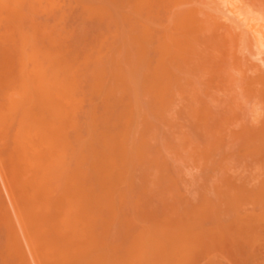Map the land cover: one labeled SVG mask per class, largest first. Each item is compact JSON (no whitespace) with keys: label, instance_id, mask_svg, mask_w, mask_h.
Listing matches in <instances>:
<instances>
[{"label":"bare ground","instance_id":"6f19581e","mask_svg":"<svg viewBox=\"0 0 264 264\" xmlns=\"http://www.w3.org/2000/svg\"><path fill=\"white\" fill-rule=\"evenodd\" d=\"M164 1L165 0H0V146H1L0 156L2 155L3 156L2 158H5L8 164L14 167L12 169V171L14 172H11L12 180L14 178V181H12L14 183L13 190L15 188L16 195L21 203L19 207L21 219L23 222V226L25 227L24 229L28 232L29 237H31L33 240L32 245L35 247V251H37V255H38L36 256V259L37 257H39V261H40L39 263L41 264H197L199 260L196 261V256L198 253H202L199 252L202 250L205 251L204 252L205 254H202L204 255L203 257H205V261H206V263L204 264H215L214 261L215 258L213 257L216 256H213L214 254L213 247L219 244V241L222 240L220 238L221 235L219 236V233L221 231H218V229L220 228L218 226L219 224L217 223L218 221H216V223L218 224L217 225L215 221L211 220L214 219L213 217L210 219L208 218V221L211 220L213 224L215 223L217 225V227L214 224L213 227L208 226L207 229L205 226H204L205 228L202 227L204 224L202 225V221H200L203 220L204 218L199 220L202 211L204 210L206 214L208 212V209L209 208L211 209V207L213 206V201H210L211 200L210 198H208V200L204 198L205 200L204 201L202 196L201 199L205 202L204 203L203 201H201L202 205H199L200 203L197 205L195 202H192V200L191 203L189 201L188 202L186 201L188 203V207L184 206L186 207L185 208L186 211L184 213L185 215L183 214L184 215L183 217L180 215L179 216L176 215L172 219L171 218L169 219L168 217H170V214L172 216L173 214L175 215L177 213L172 212L173 214L170 213L168 215L166 212L168 210H165L164 215L166 217H164L163 215L164 217L163 220H160L161 219L160 217L158 220H154L155 222L160 221L159 224L157 225L148 226L146 223L142 222L139 218L142 216L141 215L142 213L147 214L149 208L151 207L152 209L153 207L151 206L153 203L152 202L150 206H149L150 203L149 204L147 203L148 206L145 208L146 199L149 196H150V198H148L149 201L152 198H155V196L153 197V195L150 193L151 190H149V188L152 189L151 184L155 183V185H157L159 182V180H157L158 178H155L156 182L158 181L157 183L155 182L154 177H153L154 180L152 179L153 173L151 171L153 169L156 172V170H159L160 166L161 167L164 166V162H161L163 158H161L158 154L157 155L159 156V158H161L160 159L161 161L155 159L154 156L151 155L149 156V154L147 155L146 150L143 151L146 148L145 147L146 144L149 143L150 141L149 138L151 137L150 136L148 138L149 141L146 140L145 134L146 135L147 134L150 135V134L146 132L145 129H148L147 131H151L152 130L151 126L155 124L151 122L152 120L151 119L150 120L151 126H148L150 124L148 123L149 121L147 117H150L151 113L152 114L154 113L150 111V114L148 115L149 109L142 108L145 105L143 106L140 104V101L143 100L142 98L143 96L141 95L144 96L147 95V97L153 96L154 98H157L158 106L157 105L156 106L159 108L155 106L156 103L154 104V106L156 107L155 110L158 111V109H160L161 106L163 105L167 106L165 105V103L164 104L162 103L163 105H161V101L163 97L168 94V92L170 93L169 90H172L169 89V86L171 85L173 86L174 84V86L176 85L178 87L179 85H181L182 87L181 80L182 78L184 79L186 77L185 75V77L181 78L180 76L182 75L176 74V72L178 71L177 69L180 70V67L177 68L176 67L177 64L174 63L175 61L174 58L177 56L175 57L173 56L174 58H172L170 54L172 49V45L170 43L173 42L169 37L165 39L166 41L165 42L164 40L161 41V39L165 38V36H163L162 38L163 33L161 35L157 34V36H161V38L159 37L160 38L159 40H156L157 43H154L155 41L154 40L153 44L155 45H152L151 38L149 43L148 39L150 36H146V35H149L148 34L150 33L149 30L152 29L151 28L152 25L156 24L158 20L154 22V24H152L150 28H148L149 29L148 33L147 31H145L144 33V29L146 28L145 30H147L148 27L146 25L143 31H141L144 20L142 22L141 21L142 18H139V15L141 14L140 12H142V8L144 7L146 9L147 8L150 9L153 8L154 6H159V5L161 6V3L163 5L165 4ZM192 1L189 2L191 3ZM201 1H203L202 3L204 4L207 0H205V2L204 0H197V2L199 3H201ZM225 1L227 2V0ZM236 1L237 0L235 1L233 0V2ZM246 1H248L247 2L248 5L250 4L253 7H257L258 13L260 11H262L260 12V14L264 13V0H246ZM196 7L195 8L192 7L187 10L185 9L186 11L183 10L184 12L174 11L176 13L175 14L176 17L174 15L173 19H171L173 21V24L172 22L170 24H172L173 27H175L174 22L176 20H174V18L175 19L177 18V19H181V21H183L182 23L185 22V25H188V27L190 24H192L193 26L190 28L193 30V28L195 27L194 32L198 31V29L196 28L200 29V27L198 25H197L198 27L195 26L193 20L194 18H196V15H199V13L202 14V12L204 11H200V8H198V6ZM156 8L157 7H155V9ZM182 8L183 7H181V9ZM207 8H209V6ZM251 9L250 12L248 11L246 16L251 17L250 15L253 14L251 13ZM210 11L209 13L214 14L213 12ZM168 13L170 14V12ZM209 13L207 14L206 21L204 20L206 18L205 13L203 15L205 16L203 21H205L206 24L204 23L205 24L204 27L202 25L201 28H203L206 31L204 34H208V32L215 30V26H214L215 23L218 22L217 24H219V21L215 20L217 15L215 17V15H211ZM238 13L239 12H237L236 14L238 15ZM119 14L122 18H124V20H126L127 25L124 23L123 27H120V25L123 24L121 23L123 21L120 22L121 24L119 23V19H121L119 18L120 17ZM166 14L167 13H165V15ZM137 17L139 18L140 23H138L139 21L137 20L138 19ZM147 19L150 18L148 17ZM244 19L250 25V28L251 26L256 27L254 25H256L255 23L257 21L253 25H251L252 22H254L255 20L254 18L245 17ZM261 20L262 22H264V19L261 18ZM95 21H97V25L94 26L93 23ZM214 21L215 23H213ZM141 23H142V27L140 28ZM148 24L150 25V23ZM166 26L169 25H165V27ZM205 27L211 31L206 30ZM155 29L153 30L155 31ZM203 29L202 31H204ZM157 31H160V29L158 30L157 28ZM166 31H168L167 28ZM215 31H218V29L216 28ZM253 31H255V28ZM232 32L230 33L233 34ZM202 33L198 34L197 32L196 37H199ZM221 33L222 32L217 33L218 36L211 34L214 35L212 39L214 38L217 39L219 37L216 41L220 40L221 35L219 34ZM228 33L226 35L227 38L228 35L230 36V34ZM247 33L249 34V32ZM247 33H245L244 35H246ZM254 33L251 35L254 36ZM258 33L262 34L261 31H259ZM261 34L260 37H262ZM201 37L203 38V36ZM201 37H199V39H201ZM233 37H235V41H236L240 36L233 35L232 38ZM248 37L246 39H249ZM169 39L171 40V42L169 41ZM254 39H256L255 36ZM254 39H252L251 41H253ZM182 41L180 43H176L177 41H175L174 44L176 43V45L180 46L183 43ZM224 41L222 43H220L219 41L220 45L224 46L225 45ZM239 42L241 44V41ZM256 42L261 43L264 42V40L258 42V40L256 39ZM244 43L246 42L244 41ZM253 43L254 45H256L255 42ZM249 44L251 43L249 42ZM243 46L245 47L244 44ZM235 49L237 50V47H235ZM196 50L197 48L195 49V51ZM225 50L227 51V49ZM208 54L209 52L207 53V56ZM227 54H228L227 58L230 54H232L233 56V57L231 56L232 57L231 60L233 59V61L232 62L230 61L231 63H229V65L232 66L233 63L236 62L235 59L238 60L239 57H236L234 59L233 53L230 54L227 53ZM183 60L181 59V61ZM178 61L180 62L179 59ZM262 61H264V59H262ZM192 62L194 63V60H192ZM200 62L201 61H199V63ZM182 64L183 62H181V65ZM214 64H215V60H214ZM199 65L201 64H198V66ZM236 65L233 66V69L234 67H236ZM240 65H241L240 69H238L239 67L237 65V68H235L234 70L237 71L241 70L243 65L242 64ZM254 65L255 64H253V66ZM245 68L251 69L252 67L246 66ZM256 68L257 66H255L253 69L255 70ZM250 69H248L249 72L250 71L254 72L253 69L252 70ZM257 70L259 71L260 68ZM185 71H186L185 74H187L188 72L190 74V71L192 70L188 71L187 69ZM185 71H183L182 69L181 71L182 74ZM253 72H251L250 74L251 76L248 75V77L244 76L247 75L248 73L242 75L243 73L239 72L241 73L242 77L244 76V80L246 81L249 80L248 83H250L251 85V88L249 84H248L249 88L247 87L248 89H250L249 91L250 96L245 91L246 94L248 95L247 98H251L250 106L248 104L249 111L250 110L251 111L249 112L248 110L245 109L246 111H248L249 113L248 114L243 109L245 111L244 115H246L245 118H243L244 117L243 115L238 116L239 118L242 117L243 119L242 120L237 119V121H240L239 122L240 124L238 123L239 127L237 131L232 133V135L231 133L229 134L236 142V147H237L235 153L236 155L234 158L237 164L236 165L237 173L235 174L237 176H235L234 179L236 182H234L235 184H233V186L230 183L228 184L229 186L231 185L230 191H229V186L227 185L228 188H226V185H223L224 183L221 185L225 188L220 186L219 185L220 183H218L219 187L213 185V187L215 186L213 189L214 191L211 190V185L214 182L211 185H209L210 187L206 186L207 182L206 185H202V186H206V190H202V192H205L209 189L208 193L211 190L210 193L219 192L220 196L223 193V191H224L223 193L224 196L225 194H227V192L229 194L231 192L234 193L231 197L232 200L231 204L234 207L232 205L231 206L234 209L236 215L235 216L233 214L236 217L235 218L236 220L234 221L236 224H235V229L233 230L234 231L233 234L235 235L234 244L236 248L235 251L237 253L236 255L237 258L239 259L238 262H240L241 264H246L245 262L250 260L254 254H257L259 247L260 248L261 246L264 247V245L261 244L262 241H264V238H261L262 241L259 238L262 237V233H264L262 232V229H260L262 226L259 227L260 231L258 232V233L262 232L260 234L261 236L259 234L258 235L256 234L258 231V229L256 230L257 226H260L262 222H264V219H262V222H260L261 224H258L259 223L258 221L261 220L258 219L260 218L258 215L259 204L260 206L261 205L264 206V204L261 203L264 202V200H262L264 198L261 197L262 195H264L262 194L264 193V185H262V183H264V178H261L262 181H259L260 176L264 175V73L262 72L258 73L257 71H255L256 73L252 75ZM235 73L233 72V74ZM249 76L250 77L253 76V77L247 80ZM219 77L222 76L219 75ZM245 77L247 78L245 79ZM187 78L190 80L189 77ZM239 79L241 78L239 77ZM195 81H197V79ZM189 85L191 86V84ZM184 87L180 88L179 90H182ZM185 91L187 93V90ZM238 91L241 92V90ZM181 92L182 91H180V93ZM170 96L171 95H168V97ZM175 96L177 97V95ZM182 96H183V92L181 94V97ZM205 96H207V94ZM140 98L142 100H140ZM166 98H164L165 102L167 100L170 102L169 98L167 100ZM238 98L240 97L238 96ZM171 99L173 100V98ZM189 99L191 100V98ZM179 101H181V99ZM159 103L161 106H159ZM242 105L245 106V104ZM151 106H153V104ZM230 107L232 108L231 105ZM150 108L151 110L153 109L152 107ZM213 110L215 112V109ZM233 110L230 109V111ZM198 112L200 111H197V113ZM233 112L231 114H233ZM144 113L146 116L144 115ZM165 113L167 112L165 111ZM176 113L179 114L178 112ZM189 113H191V111ZM171 114L173 113L171 112ZM203 114L205 115L206 113L203 112ZM209 114L210 116H212L211 113ZM234 114L238 115L237 112ZM162 115H164V113ZM162 115L160 116V118L162 117ZM198 115L201 114L198 113ZM198 115L195 114V116L197 117ZM167 116H169L168 113ZM178 116H180V114ZM235 116L234 119H236ZM197 117H195L196 118L195 120L199 119ZM202 118H205V116H203ZM157 119L159 118L158 117L156 118V125L158 121ZM234 119L233 120L231 119V121H234ZM213 122L215 121L213 120ZM222 123L223 122H221V124ZM184 124L186 123L184 122ZM191 124L192 123H190V125ZM221 124L219 123V126H222ZM176 125L179 124L177 123ZM158 126H160V124ZM149 127L151 128V130ZM200 128L194 127L193 129H195L194 131L196 130L201 131L202 129ZM231 128L234 129L236 127L231 126ZM154 129L156 131V127ZM204 129H207L206 126ZM143 131H145V134L142 133ZM223 131H226V129ZM215 133L217 134V132ZM196 137L198 138L199 136L196 135ZM215 137L219 138V136L216 135ZM204 138L205 137H203L202 139ZM232 138L231 140L233 141ZM189 139L190 138L188 139L186 138L188 143L192 140V138L190 141H188ZM221 139H223V136ZM151 140H153V138H151ZM179 140L182 139L179 138ZM215 140L216 139H214V141ZM181 143L182 142H180V144ZM189 144L192 146L191 143ZM168 145L171 146V143H168ZM142 146H144L145 148L144 147L142 148ZM159 146L160 144L154 148H159ZM173 146L175 147L176 144ZM185 147L186 146H184V148ZM186 148L184 150H186ZM211 148H212V144H211ZM199 149L200 148L196 150ZM153 151L155 152L154 149ZM156 152H158V150ZM190 152L192 151H189L188 153ZM192 154H194V152ZM146 155L149 156V158L152 157L151 160L148 159ZM174 155L176 156V154ZM145 158H147L146 159L147 163L146 160L143 161V159ZM188 158H192V157L189 156L187 157V159ZM152 160L156 161L155 162L156 164L158 161V163H162L163 165L160 164L155 165V163H152L154 166L153 167L152 164H150L151 162H153ZM200 161L196 162L195 160L196 163ZM222 161L218 160V162H222ZM179 163L177 162L178 165ZM203 163L204 162H202V165L205 164ZM213 163L215 162H212V164ZM146 164L148 166L145 168ZM149 164L152 167H150ZM187 164H189L188 161ZM217 164L219 165L220 168L221 164L219 163ZM224 166L225 165H223V168ZM137 167L139 169V173L142 175V177L141 175H139L138 177H141L142 179L144 178V180L142 181V183L144 182L143 185L141 182H140L141 185H136V183H139L136 182L135 180L136 179L135 177H137V175H135V172L137 174L136 171ZM205 167L207 166L205 165ZM181 168L183 169V167ZM212 168H214V166H212ZM216 168L218 170L217 166ZM221 168L220 170H222ZM170 169L171 168L169 167V170L167 169V172L170 171ZM191 169H192L191 171H193V168ZM204 169L206 170V168ZM164 172L167 173L165 168H164ZM12 173H14V176ZM180 173H182V171ZM163 174L164 173H161L160 170L159 175L163 176L164 180L167 182L168 177L166 179L165 174L164 175ZM155 175H157L156 177H160L157 173ZM177 175L179 176L178 172ZM177 175H173V176L177 177ZM187 176L185 177L187 178ZM163 177H162V181H164ZM179 177H181V175ZM183 177L184 176H182V179ZM207 177H204L206 181L207 179H209ZM227 177L225 178L226 179L225 182H228ZM141 178L139 179L141 180ZM171 178L173 179V177ZM177 178H175V180ZM214 180H216V178ZM166 182H165V187L161 184L164 188H166V184H167ZM168 182L169 184L171 183L170 180H168ZM179 184L180 181H178L177 186H179ZM13 185L11 184V186ZM161 185L159 184L158 186L162 188ZM167 188H169V185ZM183 189H185V187ZM201 189L203 188L201 187ZM224 189H227V191H225ZM164 190L168 191V189H164ZM164 190L155 189L154 194L155 195L157 194L156 191L162 194L164 193L162 192ZM173 190L175 191V189ZM191 190L192 187L190 188V191ZM200 190L196 189V191H198L199 194H200ZM179 191L180 190L176 192L178 193ZM180 192L184 193L182 190ZM170 194L172 195L171 192ZM205 195L206 194H204V196ZM165 196L166 195H163V197ZM220 196L218 197L219 200L221 199ZM167 197L170 200H173L169 197L168 194ZM156 198L159 197L156 195ZM215 198L214 199L212 198L214 202L217 201L215 200ZM260 198L262 200L261 202H259ZM222 200L225 201L223 198ZM209 202H212L211 207H209ZM163 204L167 205L168 202ZM177 204H179L178 201L176 202V205ZM179 205H177L178 208L181 205H185V204L183 203L180 206ZM262 206L261 208H259L260 211L264 210L262 209ZM166 207H164V209ZM177 207H175L174 205V208ZM215 207H212V209ZM227 207L229 208V206ZM219 209L223 211L221 208ZM213 211L215 212V210ZM155 212L156 211H154V214H158ZM182 212L178 211V214L179 213L181 214ZM216 212L218 214V211ZM260 213L264 215V211H261ZM152 214L153 213H151V215ZM195 214L198 217L195 216ZM209 214L213 216L212 213ZM229 215L230 216L228 217V219L232 218L231 213ZM142 217H144V215ZM176 218H180V219L176 220ZM208 221H206V223ZM200 227L203 228L204 230H201ZM26 233H24V236ZM229 234H230V230H229ZM14 236L15 235H13L12 238L10 237V235H9L10 238L8 236L6 237L5 242H7L6 244H8L9 248L6 249L5 255L12 258L20 259V256H22L20 252L22 250L19 251L20 247L18 248L17 245L18 238L15 239L18 236H15V238ZM256 236H259L257 237L258 239H255ZM224 239L225 238H223V240ZM255 240L261 242L259 243L260 246L258 245V243L255 245V246H259L258 248L255 247L256 251L253 249L254 244L256 242ZM18 242H20V239ZM220 243L221 245L220 244L219 245L221 247L223 242L220 241ZM27 244L29 245V243ZM219 245H217L218 246L217 249L219 248ZM253 250L256 253L255 252L253 253ZM260 251L262 250L260 249ZM215 253L217 252L215 251ZM218 254L221 255V252ZM202 255L200 254V256ZM2 256H4V254L0 256V260L5 261V257ZM256 256L254 255L253 258ZM253 260L255 261L257 260V258ZM194 261L196 262L194 263ZM250 262L253 261L252 260L248 261L249 264H251ZM255 262L257 263L258 261Z\"/></svg>","mask_w":264,"mask_h":264},{"label":"rangeland","instance_id":"374dc122","mask_svg":"<svg viewBox=\"0 0 264 264\" xmlns=\"http://www.w3.org/2000/svg\"><path fill=\"white\" fill-rule=\"evenodd\" d=\"M184 1V2H183ZM165 0L164 1V5L161 3V6L159 5V4H157V5H159V6H154L153 8H142V12H140L141 14L139 15V18H142L141 19V21L143 22V20H144V22H143V27H142V23H141V26H140V28L142 27V29H141V31H143V29H144V27H145V25L146 26H148L147 27V30H145L144 29V33H145V31H147V33L150 31V33H151V35H150V33H148L149 35H146V36H150L149 37V43H150V38H151V41H152V45H155V44H153V41L155 40H159L160 38H161V36H157V34L158 35H161L162 33V38H163V36H165V38H163V39H161V41H165V39H167L168 37L172 40V42L173 43H170L171 42V40L169 39V43L172 45V49H174V50H172L171 49V52H170V54H171V56H172V58H174L175 56H177V57H175L174 58V63H176L177 65H176V67L177 68H179L180 67V70L179 69H177L178 71L176 72V74L177 75H182V76H180L181 78L182 77H185V75H186V77L183 79L182 78V80H181V83H182V87H184L187 83V85L182 89V90H179L180 88H182L181 87V85H179L178 87L175 85L174 86V84H173V86L171 85V86H169V89H172V90H169L170 91V93L168 92V94L167 95H165L164 97H163V99H162V101H161V105H163L164 103H165V105H167V106H161L160 105V103H159V106H161L160 107V109H158V111L157 110H155L156 109V107L158 106V104H157V98H154L153 96L151 97V96H148L147 97V95L146 96H144V95H141V96H143L142 98H143V100L140 98V100H142V101H140V104L141 105H145L144 107H142L143 109L145 108H147V109H149V113H148V115L150 114V111L151 112H153L154 114H152L151 113V115H150V117H147V119H148V123L150 124V125H148V126H151V122H153L155 125H153V126H151V128H152V130H151V128H150V130L151 131H147L148 129H145L146 130V132H148L150 135H146L145 134V131H143L142 133L143 134H145V136H146V140H148V138H149V143H147L146 144V148L144 147V146H142V148L144 147L145 149L143 150L142 148V150L143 151H147V155L149 154V156L151 155V156H154V158L155 159H158V161H161L160 159L161 158H163V160L161 161V162H164V166H160V168H159V170H156V172H155V170H153L152 169V173H153V175H152V179H153V177H154V179L155 178H158L157 180H159V182H158V184L157 185H155V183L154 184H151L152 185V189L151 188H149V190H151V194L153 195V197L155 196V198H152L150 201H149V199L148 198H150V196L146 199V203H145V208L148 206L147 205V203L149 204V206L151 205V203H152V205L151 206H153L152 207V209H154V210H152L151 209V207L149 208V210H148V212H147V214L146 213H142L141 215L143 216L144 215V217H139L140 218V220L142 221V222H144V223H146L148 226H152V225H157V224H159V222L158 221H154V220H158L159 219V217L161 218L160 220H163V218L164 217H166L165 215H164V213H165V210H168V211H166L167 212V214L169 215L170 213H172V212H174V213H177V214H173L172 216H171V214H170V217H168L169 219L171 218H173L174 216H176V215H180V216H184L185 214V211H186V207H184V206H187L188 207V201L191 203V200H192V202H195L197 205L199 204V205H202V203H201V201H203L204 200V198L205 199H207L208 200V198H210L209 200L210 201H213V206L212 207H215V208H213L212 209V207H211V204H212V202H209V207H211V209L209 208L208 209V212L209 213H212L213 214V216L211 215V214H209L208 212L205 214V212H204V210L202 211V213L201 214H204V215H201L200 214V218H199V220L200 219H203V220H200V221H202V227L203 228H207L208 226H212L213 227V225L216 223V221H218L217 223L219 224H217L220 228L218 229V231H221L220 233H219V236L221 235V239L222 240H220V241H222L223 242V244H222V246L220 247V245H221V243H220V241H219V244H217V245H219V250L217 249V245H215V247H213L212 249H213V252H214V254H213V256H216V257H213V258H215L214 259V261H215V264L217 263V264H241L240 262H238V258H237V253H236V248H235V235L233 234L234 233V229H235V212H234V209L232 208V200H231V197H232V195L234 194V193H228L227 192V194H225V196H224V191H223V196H222V194H221V196L219 195L220 193L218 192V193H213V195H212V193H210L211 192V190H213L214 189V187L215 186H217V187H219L218 186V183H220L219 185L220 186H222L221 184H223V185H226V188H228L227 187V185L230 183L232 186H233V184H235L234 182H236L234 179H235V176H237V175H235L236 173H237V171H236V161H235V153H236V150H237V147H236V142L234 141V139L231 137V135H232V133H234L235 131H237V129H238V123L240 122V121H237V119L239 120V119H243V118H245V116L246 115H244L245 113V111L246 110H248L249 111V106H250V99L251 98H247L248 97V95L250 96V94H249V91H250V89H248L249 87H248V84L250 85V83H248L249 82V80L248 79H250V78H252V77H250L251 75V72H253V71H250L249 72V70L248 69H250V68H248V69H246L245 67L246 66H250V67H252L250 70H252L255 66H257V68L254 70V72L252 73V75L254 74V73H256L255 71H257L258 73H260V72H262V73H264V71H262V70H264V61H262V59H264V49H262V48H264V44H262V43H264V42H261V43H257L256 42V39L258 40V42H260V41H262V40H264V31H262V30H264V28H262V27H264V22H262V20H261V18L262 19H264V15H262V14H264V13H261L260 14V12H262V11H260L259 13H258V9H257V7H253L252 5H248V1H246V0H237L236 2H233V0H227V2L225 1V0H207V1H209V2H205V0H204V2L205 3H207V4H203L202 2L203 1H201V3H199V2H197V0L195 1H192V0H189V1H192L191 3L189 2V1H186V0ZM222 1V2H221ZM225 1V2H224ZM235 1V0H234ZM177 2V3H176ZM186 2V3H185ZM196 4H194V3ZM224 2V3H223ZM172 3V4H171ZM176 3V4H175ZM247 3V4H246ZM179 4H180V6H179ZM182 4H184V5H182ZM191 4V5H190ZM211 4V5H210ZM230 4V5H229ZM234 4V5H233ZM168 5V6H167ZM182 5V6H181ZM200 5V6H199ZM163 6V7H162ZM176 6V7H175ZM196 6H198V8H200V11H204V12H202V14L201 13H199V15H196V18H194V23H195V26H199L200 27V29L199 28H196V29H198V31H196V32H194V29H195V27L193 28V30L190 28V27H192L193 25L192 24H190L189 25V27H188V25H185V22L184 23H182L183 21H181V19H175L174 18V20H176L175 22H176V24H175V22H174V26L175 27H173V21L171 20V19H173V17H174V15L176 14L174 11H176V12H178V11H180V12H182L183 10L184 11H186L187 9H190V8H195ZM209 6V8H207ZM233 6V7H232ZM234 6H235V8H234ZM248 6H250V7H248ZM146 7V6H145ZM155 7H157L156 9H155ZM160 7V8H159ZM172 7V8H171ZM181 7H183L182 9H181ZM185 7V8H184ZM187 7V8H186ZM204 7V8H203ZM207 9H206V8ZM167 8V9H166ZM170 8V9H169ZM174 8V9H173ZM176 8V9H175ZM197 8V7H196ZM251 9V13H253V14H251L250 16L252 17V18H254L255 20H254V22H252V24L251 25H253L256 21L258 22H256L255 24L256 25H254V26H256V27H253V26H251V28H250V25L247 23V21L244 19L245 17H248V18H251V17H249V16H246V14L248 13V11L250 12V9ZM144 9H146V10H144ZM154 9H155V11H154ZM160 9H162V10H160ZM164 9V10H163ZM186 9V10H185ZM202 9V10H201ZM237 11V12H239L238 13V15L236 14L237 12L235 11V10ZM257 9V10H256ZM151 10V11H150ZM172 10V11H171ZM206 10V11H205ZM211 10V11H210ZM149 11H150V13H149ZM183 11V12H184ZM209 11L210 12H213L214 14H212V13H209ZM232 11V12H231ZM256 11V12H255ZM156 12H158V13H156ZM160 12V13H159ZM168 12H170V14L168 13ZM179 12V13H180ZM209 14H211V15H215V17H216V15H217V17H216V21L218 20L219 21V24H217V23H215V21L213 22V23H215L214 24V26H215V30H216V28L218 29V31L219 32H222L221 34H219V35H221V38H220V40H218V41H216L217 39L216 38H214L215 39V41H214V39H212L213 37H214V35H216V36H218V34L217 33H219L218 31H215V30H213V31H211V30H208L206 27V30H208V31H211V32H208V34H204L206 31L203 29V28H201V26L203 25V27H204V25L206 24V20H207V14L208 13ZM233 12H235V13H233ZM165 13H167L166 15H165ZM174 13V14H173ZM204 13H205V15H206V18L204 19V17L205 16H203L204 15ZM178 14V13H177ZM202 16H201V15ZM145 15V16H144ZM148 15V16H147ZM170 17H169V16ZM237 15V16H236ZM244 15H245V17H244ZM262 15V16H261ZM119 16H120V14H119ZM118 16V17H119ZM164 16V17H163ZM168 16V17H167ZM198 16V17H197ZM201 16V17H200ZM236 16V17H235ZM150 18V19H147V18ZM175 17H176V15H175ZM200 17V18H199ZM214 17V16H213ZM212 17V18H213ZM239 17V18H238ZM119 18H121V19H119ZM118 19H119V23L121 22V21H123V22H121V23H123L122 25H120V27H123V25H124V23L127 25V23H126V20H124V18H122L121 16L119 17ZM138 18V17H137ZM139 18L137 19L139 22L138 23H140V20H139ZM154 18V19H153ZM164 18H165V20H164ZM169 18V19H168ZM218 18V19H217ZM123 19V20H122ZM152 19V20H151ZM202 19V20H201ZM203 19L205 20V21H203ZM40 20H42V19H40ZM149 20V21H148ZM160 22H158V21ZM170 20V21H169ZM178 20V21H177ZM214 20V19H213ZM240 20V21H239ZM243 20V21H242ZM135 21H136V19H135ZM157 21V22H156ZM192 21V20H191ZM152 22V23H151ZM154 22H156V24H154ZM162 22H163V24H162ZM169 22V23H168ZM172 22V24H170ZM243 22H244V24H243ZM120 23V24H121ZM146 23V24H145ZM148 23H150V25L148 24ZM180 23H182V24H180ZM197 23V24H196ZM205 23V24H204ZM94 26L95 25H97V21H95L94 23ZM152 24H154V25H152ZM201 24V25H200ZM223 24H224V26H223ZM151 25H152V27H151ZM165 25H169V26H166L165 27ZM177 25H178V27H177ZM154 26V27H153ZM157 26V27H156ZM180 26H181V29H180ZM182 26H183V28H182ZM186 26V27H185ZM197 26V27H198ZM218 26H220V27H218ZM246 26V27H245ZM247 26H249V27H247ZM152 28V29H148V28ZM165 27V28H164ZM170 27V28H169ZM177 27V28H176ZM229 27V28H228ZM233 29H232V28ZM126 28V27H125ZM156 28V29H155ZM157 28H158V30L160 29V31H157ZM166 28H167V30L168 31H166ZM187 28H189V29H187ZM230 28H231V31H230ZM250 28V29H249ZM253 28V29H252ZM254 28H255V31H253L254 30ZM262 28V29H261ZM122 29V28H121ZM153 29H155V31L153 30ZM161 29H163V30H161ZM172 29V30H171ZM183 29V30H182ZM184 29H187V30H184ZM202 29L204 30V31H202ZM220 29V30H219ZM123 30V29H122ZM149 30V31H148ZM189 30V31H188ZM199 30H200V32H199ZM232 30H233V32H232ZM248 30V31H247ZM251 30V31H250ZM261 31L262 32V34H261V36L262 37H260V34L258 33L259 31ZM152 31H154V32H152ZM184 31H186V32H184ZM228 31H229V33H228ZM124 32H125V30H124ZM157 32V33H156ZM159 32H160V34H159ZM168 34H167V33ZM198 32V34L199 33H202L199 37H201V36H203V38L201 37V39H199V37H196L197 36V33ZM212 32H214V33H212ZM230 32H232L233 34H231ZM244 32V33H243ZM247 32H249V34L247 33ZM255 32V33H254ZM210 33V34H209ZM227 33L228 34H230V36L228 35V38H227ZM245 33H247L246 35H244ZM254 33V36L256 37V39H254V36L253 35H251V34H253ZM164 34H166V35H164ZM186 34H187V37H186ZM211 34H214V35H211ZM195 35V36H194ZM206 35V36H205ZM233 35H238V36H240L236 41H235V37H233L232 38V36ZM244 35V36H243ZM167 36V37H166ZM189 36V37H188ZM194 36V37H193ZM208 36H210V37H208ZM215 36V37H216ZM249 36V37H248ZM252 36V37H251ZM160 37V38H159ZM192 37V38H191ZM229 37H231V38H229ZM249 38V39H246V38ZM158 38V39H157ZM188 38H191V39H188ZM243 38V39H242ZM197 39V40H196ZM209 39H210V41H209ZM221 39H223V40H221ZM252 39H254L253 41H251ZM183 40V41H182ZM193 40V41H192ZM196 40V41H195ZM212 40V41H211ZM225 40V41H224ZM247 40H248V42H247ZM154 41V43H157V41L155 42ZM175 41H177L176 43H180L181 41L183 42L180 46H178V45H176V43L174 44V42ZM219 41H220V43H222L223 41H224V43H225V45L223 46V45H220V43H219ZM234 41V42H233ZM237 41H238V44H237ZM239 41H241V44H240V42ZM242 41H243V43H242ZM244 41L246 42V43H244ZM159 42V41H158ZM166 42V41H165ZM195 42H197V43H195ZM199 42V43H198ZM212 42H214V43H212ZM217 42V43H216ZM235 42H236V44H235ZM249 42L251 43V44H249ZM253 42H255V44L256 45H254V43ZM232 43H233V45H232ZM209 44V45H208ZM211 44H212V46H211ZM228 44V45H227ZM243 44L245 45V47L243 46ZM260 44V45H259ZM157 45V44H156ZM188 45V46H187ZM192 45V46H191ZM194 45V46H193ZM202 45V46H201ZM216 45V46H215ZM226 45H227V47H226ZM234 45H235V47H237V50L235 49V47H234ZM247 45V46H246ZM177 48V50H178V48H179V50L177 51L176 50V48ZM204 46V47H203ZM209 48H208V47ZM215 46V47H214ZM219 46V47H218ZM243 46V47H242ZM258 47V49H257V47ZM155 47V46H154ZM190 47H191V49H190ZM240 47H241V49H240ZM248 49H247V48ZM152 48H153V46H152ZM186 48H187V50H189V51H187L186 50ZM189 48V49H188ZM194 48V49H193ZM197 48V50L195 51V49ZM224 48V49H223ZM233 48H234V50H233ZM244 48V49H243ZM207 49V50H206ZM214 49H216V50H214ZM225 49H227V51L225 50ZM231 49V50H230ZM184 50H186V51H184ZM221 50V51H220ZM235 50H236V52H235ZM238 50H240V51H238ZM260 50V51H259ZM177 51V52H176ZM179 51H180V53H179ZM184 51V52H183ZM176 52V53H175ZM186 52V53H185ZM194 52V53H193ZM209 52V54H208V56H207V53ZM219 52H221V53H219ZM174 53V54H173ZM198 53H202L201 55L200 54H198ZM227 53H233V55H234V59L236 58V57H239V59L237 60V59H235V61L237 62V65H238V69H240L241 68V65L240 64H242L243 66H244V69H246V70H244L243 69V66H242V69L241 70H234L235 68H237V65H236V62L235 63H233V65L231 66V65H229V63H231L232 61H233V59L231 60V58L233 57L232 56V54H230L229 56H228V58H227ZM176 54V55H175ZM184 54V55H183ZM221 54H222V57H221ZM255 54V55H254ZM194 55V56H193ZM200 55V56H199ZM259 55V56H258ZM174 56V57H173ZM188 56H190V57H188ZM213 56V57H212ZM232 56V57H231ZM253 56H255V57H253ZM179 57V58H178ZM204 57V58H203ZM212 57V58H211ZM200 58V59H199ZM219 58V59H218ZM222 58V59H221ZM242 58V59H241ZM247 58H248V60L250 61H248L247 60ZM255 58V59H254ZM178 59L180 60V62L178 61ZM181 59L183 60V61H181ZM202 59V60H201ZM211 59H213V60H211ZM229 59V60H228ZM255 61H254V60ZM256 59H258L259 60V62H258V60H256ZM192 60H194V63L192 62ZM214 60H215V64H214ZM177 61V62H176ZM196 61V62H195ZM199 61H201L200 63H199ZM205 61V62H204ZM226 63H225V62ZM227 61H228V63H227ZM231 61V62H230ZM241 61V62H240ZM244 61V62H243ZM181 62H183V64L181 65ZM202 62H203V64H202ZM208 62V63H207ZM238 62H239V64H238ZM246 62H247V64H246ZM185 63V64H184ZM201 64V65H199L198 66V64ZM206 63V64H205ZM219 63V64H218ZM257 63V64H256ZM180 64V65H179ZM214 64V65H213ZM218 64V65H217ZM246 64V65H245ZM253 64H255L254 66H253ZM262 64V65H261ZM175 65V64H174ZM187 65V66H186ZM192 65H193V67H192ZM196 67H195V66ZM227 65V66H226ZM234 65H236V67H234V69H233V66ZM240 65V66H239ZM231 66V67H230ZM174 67V66H173ZM181 67H182V69H183V71H185V70H187L188 69V71L189 70H192V71H190V74H189V72L187 73V74H185L186 73V71L185 72H183V74H182V69H181ZM192 67V68H191ZM198 67H200V68H198ZM220 68V70H219V68ZM260 68V70L258 71L257 69H259ZM184 68H185V70H184ZM197 68V69H196ZM229 68V69H228ZM197 71H196V70ZM223 69H225V70H223ZM228 69V70H227ZM233 69V70H232ZM219 70V71H218ZM222 70V71H221ZM231 70H232V72H231ZM242 70H244V71H242ZM247 70H248V72H247ZM217 73H216V72ZM204 72V73H203ZM219 72H221V73H219ZM233 72L235 73V74H233ZM239 72H242L243 74L242 75H244V74H247V75H244V76H247L248 77V75H250L249 76V78H247V77H245V79L247 78V80L248 81H246V80H244V76L242 77V75H241V73H239ZM194 73V74H193ZM237 73H239V74H237ZM184 75V76H183ZM219 75H221L222 77H219ZM229 77H228V76ZM194 76V77H193ZM196 76H198V77H196ZM236 76V77H235ZM187 77H189L190 78V80L187 78ZM237 77H238V79H237ZM239 77L242 79H239ZM187 78V79H186ZM233 78H235V79H233ZM197 79V81H195ZM229 79H230V81H229ZM233 79V80H232ZM228 80V81H227ZM226 81V82H225ZM239 81V82H238ZM241 81H243V82H241ZM245 81V82H244ZM172 82V81H171ZM196 82V83H195ZM232 82V83H231ZM198 83V84H197ZM243 83H246V84H243ZM189 84H191V86L189 85ZM246 85V86H245ZM243 88H242V87ZM186 87H188V88H186ZM191 87H193V88H191ZM195 87V88H194ZM198 87V88H197ZM201 87V88H200ZM248 87V88H247ZM250 88H251V85H250ZM196 89V90H195ZM185 90H187V93H186V91ZM195 90V91H194ZM197 90H198V92H197ZM238 90H241V92L240 91H238ZM180 91H182L183 92V98L181 97V94H182V92L180 93ZM193 91V92H192ZM247 92V94H246V92ZM237 92V93H236ZM245 92V93H244ZM178 93H180V94H178ZM194 93H197V94H194ZM242 93V94H241ZM187 94H189V95H187ZM194 96H193V95ZM207 94V96H205ZM209 94V95H208ZM239 94V95H238ZM244 94V95H243ZM246 94V95H245ZM168 95H171L170 97H168ZM175 95H177V97L175 96ZM192 97H191V96ZM241 95V96H240ZM140 96V97H141ZM172 96H174V97H172ZM238 96L240 97V98H238ZM243 96H244V98H243ZM150 97H151V99H150ZM167 97V98H166ZM197 98V99H195V98ZM236 97V98H235ZM164 98H166V100L169 98V100H170V102L167 100L166 102H165V100H164ZM171 98H173V100L171 99ZM188 98V99H187ZM189 98H191V100L189 99ZM200 98V99H199ZM204 98V99H203ZM149 99V100H148ZM181 99V101H179ZM186 99V100H185ZM193 99V100H192ZM208 99V100H207ZM243 99H246V100H243ZM147 102H146V101ZM156 102H155V101ZM199 100V101H198ZM151 103H149V102ZM152 101H154V102H152ZM164 101V102H163ZM173 101V102H172ZM205 101V102H204ZM233 101H235V102H233ZM242 101V102H241ZM246 101H248V102H246ZM190 102V103H189ZM191 102H193V103H191ZM200 102V103H199ZM209 102V103H208ZM149 103V104H148ZM156 103V104H155ZM163 103V104H162ZM166 103H168V104H166ZM169 103H171V104H169ZM178 103V104H177ZM183 103V104H182ZM187 103V104H186ZM196 103V104H195ZM199 103V104H198ZM239 103H240V105H239ZM245 104V106H243L242 104ZM153 104V106H151ZM154 104H155V106H154ZM181 104V105H180ZM190 104V105H189ZM207 104V105H206ZM209 104V105H208ZM236 104V105H235ZM248 104H249V106H248ZM168 105H169V107H168ZM176 105V106H175ZM179 105V106H178ZM189 105V106H188ZM198 105V106H197ZM203 105V106H202ZM205 105V106H204ZM226 105V106H225ZM230 105L232 106V108L230 107ZM243 107H245V108H243ZM247 105V106H246ZM175 108H174V107ZM182 106V107H181ZM210 106V107H209ZM241 106V107H240ZM150 107H152L153 109V111L151 110V108ZM164 107V108H163ZM198 107V108H197ZM203 107H205V108H203ZM209 107V108H208ZM214 107V108H213ZM229 107V108H228ZM238 107H239V109H238ZM248 107V108H247ZM157 108H159V107H157ZM180 108V109H179ZM217 108V109H216ZM224 108V109H223ZM233 108H234V110H233ZM242 108V109H241ZM178 109V110H177ZM199 109V110H198ZM204 109H206V110H204ZM210 109V110H209ZM213 109H215V112H214V110ZM230 109L231 110H233V111H230ZM236 109V110H235ZM245 111H244V110ZM250 109H251V107H250ZM162 111V113H161V111ZM169 110V111H168ZM179 110H181V111H179ZM193 110V111H192ZM200 111V112H198L199 114H201V115H198V113H197V111ZM208 110H209V113H211V115L212 116H210V114L208 113ZM212 110V111H211ZM225 110H226V112H225ZM145 111V110H144ZM165 111L169 114V116H167V113H165ZM191 111V113H189ZM196 113H195V112ZM241 111V112H240ZM248 111H246L247 113H248ZM251 111V110H250ZM249 111V112H250ZM145 112V113H146ZM157 113V115H156V113ZM159 112V113H158ZM170 112V113H169ZM171 112L173 113V114H171ZM176 112H178L179 114H180V116H178L179 114H177ZM188 112V113H187ZM203 112L204 113H206L205 115L203 114ZM233 112V114L234 113H236L237 112V114L238 115H236V114H231ZM145 113H144V115H145ZM164 113V115H165V118H164V115H162ZM219 113H221V114H219ZM225 113V114H224ZM242 113V114H241ZM188 114H190V115H188ZM191 114H193V115H191ZM195 114L196 115H198V117L197 116H195ZM249 114V113H248ZM147 115V116H148ZM153 115H155L156 116V118L158 117L159 119H157L158 121H157V125H156V118H155V116H153ZM162 115V117L160 118V116ZM222 115V116H221ZM225 115V116H224ZM236 115V116H235ZM244 116L243 118L241 117V118H239L238 116ZM146 116V115H145ZM193 116V117H192ZM197 117V118H199V119H197V120H195L196 118L195 117ZM201 116V117H200ZM203 116H205V118H202ZM210 116V117H209ZM224 116V117H223ZM234 116L236 117V119H234ZM170 117H171V119H170ZM187 117V118H186ZM222 117V118H221ZM238 117V118H237ZM155 118V119H154ZM181 118V119H180ZM193 118V119H192ZM212 120H211V119ZM152 119V120H151ZM163 119V120H162ZM205 119V120H204ZM208 119V120H207ZM224 119H226V120H224ZM231 119L233 120L234 119V121H231ZM150 120H151V122H150ZM179 120V121H178ZM182 120V121H181ZM187 120V121H186ZM200 120H201V122H200ZM204 120V121H203ZM207 120V121H206ZM213 120L215 121V122H213ZM220 122H219V121ZM160 121H162V122H160ZM163 121H165V122H163ZM170 123H169V122ZM198 121V122H197ZM229 121V122H228ZM180 122H181V124H180ZM184 122L186 123V124H184ZM197 122V123H196ZM206 122V123H205ZM208 122V123H207ZM221 122H223L222 124H221ZM230 123V124H228V123ZM179 124V125H176V124ZM189 123V124H188ZM190 123H192L191 125H190ZM199 123V124H198ZM217 123V124H216ZM219 123L222 125V126H219ZM160 124V126H158ZM203 124H204V126H203ZM208 124H209V126H208ZM212 126H211V125ZM240 124V123H239ZM190 125V126H189ZM199 125V126H198ZM214 125V126H213ZM235 125V126H234ZM156 127V131H155V127ZM167 126H169V127H167ZM178 126V127H177ZM184 126H186V127H184ZM202 126H203V128H202ZM205 126H206V128L207 129H204L205 128ZM219 126V127H218ZM231 126L232 127H236V128H231ZM172 127V128H171ZM195 127V128H200V129H202L201 131L200 130H196V131H194L195 129H193V128ZM224 129H223V128ZM148 128V127H147ZM166 128V129H165ZM183 130H182V129ZM210 128H211V130H210ZM214 128H215V130H214ZM218 128V129H217ZM169 129V130H168ZM208 129H209V131H208ZM222 129V130H221ZM226 129V131H223V130H225ZM160 130V131H159ZM178 130V131H177ZM181 130H182V132H181ZM203 130H204V132H203ZM221 130V131H220ZM231 130V131H230ZM165 131V132H164ZM184 131V132H183ZM186 131V132H185ZM189 131H190V134H189ZM198 131V132H197ZM200 131V132H199ZM223 131V132H222ZM164 132V133H163ZM172 132H174V133H172ZM175 132H176V134H175ZM202 132V133H201ZM207 132V133H206ZM209 132V133H208ZM215 132H217V134L215 133ZM153 133V134H152ZM155 133V134H154ZM195 133H197V134H195ZM200 133V134H199ZM212 133H213V135H212ZM231 133V135H229ZM152 135H153V137H152ZM155 135V136H154ZM161 135V136H160ZM168 137H167V136ZM173 135V136H172ZM178 135V136H177ZM196 135L197 136H201L200 138L198 137H196ZM212 137H211V136ZM215 135L216 136H219V138L218 137H215ZM228 135V136H227ZM165 136V137H164ZM171 136V137H170ZM187 136V137H186ZM215 138H214V137ZM222 136H223V139H221L222 138ZM154 137H156V138H154ZM160 137V138H159ZM167 137V138H166ZM181 137H183V138H181ZM203 137H205L204 139H202ZM151 138H153V140H151ZM179 138L180 139H182V140H179ZM186 138L188 139V138H190L188 141H190L191 140V138H192V140L189 142V143H191L192 144V146L187 142V140H186ZM196 138V139H195ZM225 138V139H224ZM231 138L233 139V141L231 140ZM158 139H159V141H158ZM193 139H194V141H193ZM202 141H201V140ZM214 139H216L215 141H214ZM221 139V140H220ZM229 139V140H228ZM163 140H164V142H163ZM184 140H186V141H184ZM147 141V142H148ZM168 141V142H167ZM170 141V142H169ZM193 141V142H192ZM208 141V142H207ZM211 141V142H210ZM231 141V142H230ZM180 142H182L181 144H180ZM234 142V143H233ZM156 143V144H155ZM168 143H171V146L170 145H168ZM172 143H173V145H175L176 144V146L174 147L173 145H172ZM175 143V144H174ZM193 143H194V145H193ZM210 143V144H209ZM231 143H232V146H231ZM150 144V145H149ZM160 144V146H159V148H154V147H157L158 145ZM167 144V145H166ZM200 144V145H199ZM206 146H208V147H206ZM211 144H212V148H211ZM217 144V145H216ZM145 145V144H144ZM164 145V146H163ZM166 145V146H165ZM203 145V146H202ZM210 145V146H209ZM217 147H216V146ZM184 146H188L187 148H186V150H184L185 148H184ZM205 146V147H204ZM147 147H149V148H147ZM165 147H168V148H165ZM172 147V148H171ZM173 147H174V149H173ZM0 148H1V146H0ZM178 148H179V151H178ZM181 148H182V150H181ZM191 148V149H190ZM193 148V149H192ZM198 148H200L201 149V151H200V149L199 150H196V149H198ZM205 148V149H204ZM214 148H215V150H214ZM148 149V150H147ZM153 149L155 150V152L153 151ZM163 149V150H162ZM170 149H172V150H170ZM1 150V149H0ZM152 150V151H151ZM158 150V152H156ZM161 150V151H160ZM166 150H168V151H166ZM170 150V151H169ZM177 150V151H176ZM196 152H195V151ZM206 150V151H205ZM208 150V151H207ZM165 151V152H164ZM189 151H192V152H190V153H188ZM149 152V153H148ZM152 152V153H151ZM161 152V153H160ZM180 154H179V153ZM194 152V154H192ZM198 152V153H197ZM200 152V153H199ZM208 152V153H207ZM0 153H1V151H0ZM151 153V154H150ZM197 153V154H196ZM205 153V154H204ZM213 153V154H212ZM216 153V154H215ZM154 154V155H153ZM156 154V155H155ZM161 157V158H159V156ZM164 155V156H162V155ZM174 154H176V156H178V157H176ZM146 155V156H147ZM181 155V156H180ZM198 155V156H197ZM149 156H147L148 157V159H150L151 160V158H149ZM157 156V157H156ZM172 158H171V157ZM189 156H191L192 158H188L187 159V157H189ZM195 156H197V157H195ZM3 156L1 155L0 156V256L2 255V254H4V256H2V257H5V261L4 260H0V264H41V263H39L40 261H39V257H37V259H36V256H38L37 255V251H35V247L32 245V243H33V240H32V238L31 237H29V235H28V232L24 229L25 227L23 226V222H22V219H21V215H20V210H19V207H20V205H21V203H20V200H19V198L17 197V195H16V190H15V188H14V190H13V187H14V183L12 182V181H14V178H13V180H12V175H11V172H14V171H12V169L14 168V167H12V166H10V164H8V162L5 160V158H2ZM209 157V158H208ZM167 158V159H166ZM186 158V159H185ZM194 158V159H193ZM217 158V159H216ZM147 158H145V159H143V161H145ZM154 159V160H155ZM178 159V160H177ZM197 159H199V160H197ZM206 159V160H205ZM211 159V160H210ZM223 161H225V162H223ZM225 159V160H224ZM154 160H152L153 162H151L150 164H152V163H155L156 161H154ZM168 161V162H165V161ZM184 160H185V162H184ZM195 160H196V162L197 161H200V162H198V163H196L195 162ZM203 160V161H202ZM217 160V161H216ZM218 160L219 161H222V162H218ZM149 161V160H148ZM158 161H157V164H160V165H163L162 163H158ZM170 161V162H169ZM172 161V162H171ZM181 161V162H180ZM187 161H188V163L189 164H187ZM193 161V162H192ZM205 161H207L208 162V164H207V162H205ZM215 162V163H213L212 164V162ZM6 162V163H5ZM177 162L179 163V165L177 164ZM184 162V163H183ZM202 162H204L203 164L204 165H202ZM146 163H147V160H146ZM149 163V162H148ZM170 163V164H169ZM194 163V164H193ZM217 163H219V164H221L220 166L222 167H220L222 170H220V168H219V165L217 164ZM149 164V166L150 167H152L153 166V164H152V166ZM156 163H155V165H157ZM167 164H169V165H167ZM177 164V165H176ZM180 164H181V167H183V169L180 167ZM186 164V165H185ZM195 164H198V165H195ZM8 165H9V167H8ZM167 165V166H166ZM172 165V166H171ZM201 165V166H200ZM205 165L207 166V167H205ZM223 165H225L224 166V168H223ZM7 166V167H6ZM145 166V165H144ZM148 165L146 164V166H145V168L147 167ZM186 168H185V167ZM188 166V167H187ZM204 166V167H203ZM212 166H214V168H212ZM216 166L218 167V170H217V168H216ZM230 166V167H229ZM154 167V166H153ZM169 167L171 168L170 169V171H168L167 172V169L169 170ZM173 167V168H172ZM199 167V168H198ZM10 168H11V170H10ZM144 168V167H143ZM149 168V167H148ZM164 168H165V170H166V172L167 173H165L164 172ZM185 168V169H184ZM189 168V169H188ZM191 168H193V171H191L192 169ZM204 168H206V170L204 169ZM209 168V169H208ZM210 168H212V169H210ZM216 168V169H215ZM9 169V170H8ZM137 170V174H136V172H135V175H137V177L139 176V175H141L140 173H139V169H138V167L136 168ZM195 169V170H194ZM202 169V170H201ZM160 170H161V173H164L165 174V177H166V179H167V177H168V179H167V182L164 180V177L163 176H161V175H159V172H160ZM199 170V171H198ZM201 170V171H200ZM220 170V171H219ZM225 170V171H224ZM140 171H141V169H140ZM157 171H159V172H157ZM172 171H176L175 173L174 172H172ZM182 171V173H180ZM203 171V172H202ZM209 171V172H208ZM222 171V172H221ZM170 172V173H169ZM177 172H178V174H179V176L181 175V177H179L178 175H177ZM232 172V173H231ZM158 174L160 177H156L157 175H155V174ZM207 174V176H206V174ZM210 173H211V175H210ZM227 173V174H226ZM13 174V176H14V173H12ZM163 174V175H164ZM191 174H193V175H191ZM200 174V175H199ZM170 175H172V176H170ZM173 175H177V177L176 176H173ZM188 175V176H187ZM190 175V176H189ZM195 175V176H194ZM197 175H199V176H197ZM219 175V176H218ZM225 175H226V177L228 178L227 180H228V182H225L226 181V177H225ZM230 175V176H229ZM261 175V174H260ZM182 176H184L183 177V179H182ZM185 176H187V178L185 177ZM137 177H135L136 179V182H139V183H136V185H141V183H142V181L144 180V178L142 179L141 177H142V175H141V177H138V179L139 178H141V180L139 179V181H138V179H137ZM162 177H163V180L167 183L166 184V188H164L165 187V182L164 181H162ZM171 177H173V179L171 178ZM177 178L176 180H175V178ZM198 177V178H197ZM204 177H207V178H209V179H207V181H206V179L204 178ZM220 177V178H219ZM223 177V178H222ZM203 178V179H202ZM216 178V180H214ZM261 178H264V175H261L260 176V178H259V181H262L261 180ZM153 179V180H154ZM179 179V180H178ZM201 179V180H200ZM205 179V180H204ZM231 179V180H230ZM236 179H237V177H236ZM168 180H170V184H169V182H168ZM187 180V181H186ZM191 180V181H190ZM200 180V181H199ZM204 180V181H203ZM211 182H210V181ZM221 180V181H220ZM232 182L233 180V182L231 183L230 181ZM176 181H177V183H178V181H180V184H179V186H177V183H176ZM193 181V182H192ZM202 181V182H201ZM223 181V182H222ZM141 182V183H140ZM155 182H156V179H155ZM156 182V183H157ZM162 182H164V183H162ZM190 182H191V184H190ZM206 182H207V185H206ZM214 182V183H213ZM217 182V183H216ZM173 183V184H172ZM189 183V184H188ZM209 183V184H208ZM213 183V184H212ZM226 183V184H225ZM11 184L13 185V186H11ZM144 184V182L142 183V185ZM161 185L162 186V188L161 187H159L158 185ZM175 184V185H174ZM198 185V188H197V185ZM212 184V185H211ZM151 185H150V187H151ZM168 185H169V188H171V189H169V188H167L168 187ZM182 185V186H181ZM200 185V186H199ZM202 185H206L207 187L209 186V185H211V190H210V192L208 193V190L207 191H205V192H202V190H206V186H202ZM213 185H215L214 187H213ZM231 185L229 186V191L231 190ZM262 185H264V183H262ZM155 188H154V187ZM185 187V189H183L184 187ZM188 186V187H187ZM140 187V186H139ZM157 187H159V188H157ZM192 187V190L190 191V188ZM195 187H196V189L197 190H200L201 189V187L203 188V189H201L200 190V194H199V192L198 191H196V189H195ZM205 187V188H204ZM210 187V186H209ZM213 187V188H212ZM223 187V186H222ZM178 188V189H177ZM223 188H225V187H223ZM154 189V190H153ZM155 189L156 190H161V189H168V191L167 190H164V191H162V192H164V193H158V191H156V195L159 197V198H156V195L154 194V192H155ZM173 189H175V191L173 190ZM189 189V190H188ZM178 190H182L184 193H182V192H176V191H178ZM225 191H227V189H224ZM15 191V192H14ZM195 191V192H194ZM214 191V190H213ZM166 192V193H165ZM170 192L172 193V195L170 194ZM186 192V193H185ZM189 192V193H188ZM191 192V193H190ZM196 192H197V194H196ZM177 193V194H176ZM206 194L205 196H204V194ZM167 194L169 195V197L171 198V199H173V200H170L168 197H167ZM175 194V195H174ZM188 195V196H186V195ZM196 194V195H195ZM198 194H199V196H198ZM262 194H264V193H262ZM261 194V195H262ZM150 195V194H149ZM152 195H151V197H152ZM163 195H166L165 197H163ZM181 195V196H180ZM190 195V196H189ZM192 195H193V197H192ZM201 195V196H200ZM218 195V196H217ZM230 197H229V196ZM173 196V197H172ZM186 196V197H185ZM195 196H196V198H195ZM203 196V197H202ZM209 196V197H208ZM215 196H216V198H215ZM220 196V200L218 199V197ZM226 196H227V198H226ZM161 197H162V199H161ZM183 197V198H182ZM198 197H200V198H198ZM201 197L203 198V200L201 199ZM262 198H264V195H262L261 196ZM164 198V199H163ZM166 198V199H165ZM169 200H168V199ZM187 200H186V199ZM215 198V200H217V201H215L214 202V200L213 199ZM222 198L225 200V201H223L222 200ZM230 198V199H229ZM158 199V200H157ZM161 199V200H160ZM185 199V200H184ZM194 199H195V201H194ZM160 200V201H159ZM183 200V201H182ZM198 200V201H197ZM227 200V201H226ZM262 200H264V199H262ZM261 200V198H260V201L259 202H261L262 201ZM149 201V202H148ZM163 201V202H162ZM171 201V202H170ZM178 201V203L181 205V204H185V205H179V204H177V205H179L180 207L178 208L177 207V205H176V202ZM187 201V202H186ZM205 201V200H204ZM203 201V202H204ZM219 201V202H218ZM221 201V202H220ZM223 201V202H222ZM229 201V202H228ZM168 202V204L171 206H169L168 204L165 206L163 203H167ZM170 202V203H169ZM205 203V202H204ZM215 203V204H214ZM225 203V204H224ZM227 203H228V205H227ZM262 204H264V202H261ZM157 204V205H156ZM160 204H161V207H160ZM216 204H218V205H216ZM223 204V205H222ZM174 205H175V207H177V208H174ZM215 205V206H214ZM220 205V206H219ZM222 205V206H221ZM232 205V206H231ZM163 206V207H162ZM225 206V207H224ZM227 206H229V208L227 207ZM262 206V205H261ZM261 206H260V204H259V208H261ZM164 207H166L165 209H164ZM221 208L223 211H221L219 208ZM228 209H227V208ZM234 207V206H233ZM162 208V209H161ZM171 209V210H169V209ZM174 208V209H173ZM258 208V210L260 211V209ZM159 209H160V211H159ZM177 209H178V211H183L181 214L179 213L178 214V211H177ZM204 209V208H203ZM216 209H218V210H216ZM230 209H231V212H230ZM262 209H264V206H262ZM150 210H152V211H150ZM163 210V211H162ZM205 210H207V209H205ZM211 210V211H210ZM213 210H215V212L216 211H218V214H217V212L215 213ZM225 210V211H224ZM226 210H228V211H226ZM257 210V211H258ZM145 211V210H144ZM154 211H156L155 213H158V214H154ZM157 211H159V212H157ZM190 211V210H189ZM258 211V215H259V217L260 218H258L260 221H258L259 223L258 224H261L260 222H262V219H264V218H262V217H264V215H262V213H260L261 211H264V210H261L260 212ZM162 212V213H161ZM169 212V213H168ZM201 212V211H200ZM199 212V213H200ZM221 212V213H220ZM224 212V213H223ZM225 212H226V214H225ZM151 213H153L152 215H151ZM215 213V214H214ZM223 213V214H222ZM231 213V217L234 219H232V218H229L228 219V217L230 216L229 214ZM162 214V215H161ZM184 214V215H183ZM222 214V215H221ZM235 216H234V215ZM261 214V215H260ZM163 215H164V217H163ZM199 215V214H198ZM206 215V216H205ZM210 215V216H209ZM145 216H147V217H145ZM157 216V217H156ZM162 216V217H161ZM195 216H197L196 214H195ZM201 216H202V218H201ZM262 216V217H261ZM198 217V216H197ZM206 217V218H205ZM214 218V219H211V220H213V221H215V223L213 224V222L210 220V221H208V218L210 219V218ZM156 218V219H155ZM181 218V217H180ZM180 218H176V220H178V219H180ZM175 219V218H174ZM173 219V220H174ZM231 220H233V221H231ZM200 221H198V222H200ZM206 221H208L207 223H206ZM156 223V224H155ZM208 223H209V225H208ZM199 224V223H198ZM206 224H207V226H206ZM212 224V225H211ZM215 224V226L217 227V225ZM225 224V225H224ZM262 224H264V222H262ZM260 225V226H257V228H256V230L258 229V231H257V235L259 234H261L262 232H264V228H262V227H264V225ZM201 225V224H200ZM205 226V227H204ZM224 226V227H223ZM262 226V227H261ZM211 227V228H212ZM222 227V228H221ZM259 227H261L260 229H262V232L261 233H258L259 231H260V229H259ZM201 228V227H200ZM203 228H201V230H204ZM210 228V227H209ZM228 228V229H227ZM208 229V228H207ZM25 230V231H24ZM229 230H230V234H229ZM12 232H14V233H12ZM26 233L25 234V236H24V233ZM222 233V234H221ZM9 235H10V237L12 238V236L13 235H15V236H18V237H16L15 238V236H14V238L15 239H17L18 238V241H19V239H20V242H18L17 240V245H18V248L20 247H22L21 249L19 248V251L20 250H22L20 253H21V255L22 256H20V259H17V258H12V257H9V256H7V255H5L6 254V249L7 248H9V246H8V244H6L7 242H5V240H6V237L8 236L9 237ZM12 235V236H11ZM227 235V236H226ZM229 235H231V236H229ZM261 236V235H260ZM9 237V238H10ZM257 237H259V236H256V238L255 239H258ZM26 238V239H25ZM223 238H225L224 240H223ZM260 238V240L262 241V239L261 238H264V233H262V237H259ZM234 239V240H233ZM30 241V242H29ZM225 241V242H224ZM232 241V242H231ZM256 241V240H255ZM27 243H29V245L27 244ZM217 243V242H216ZM215 243V244H216ZM233 243V244H232ZM258 243V245L260 246V244L259 243H261L260 241L258 242V240L255 242V244H254V250H255V247H259V246H255L256 244ZM30 244H31V246H33V247H31L30 246ZM262 245H264V241H262V243H261ZM30 246V247H29ZM214 246V245H213ZM260 248V247H259ZM258 248V251H257V254H254L256 257H254L253 258V256H252V258L253 259H256L257 258V260H255V261H258L259 262V259H260V262L258 263H256L252 258L250 259V260H248V261H253L255 264H264V247H262L261 246V250L262 251H260V249ZM216 249V250H215ZM220 249H221V251H220ZM34 250V251H33ZM218 250V251H217ZM253 250V253L256 251H254ZM215 251L217 252V253H215ZM23 252V253H22ZM199 252H202V253H198L197 254V256H196V261H198L197 262V264H201V263H206V261H205V257H203L204 255H202V254H205L204 252L205 251H199ZM221 252V255H219L218 253H220ZM256 253V252H255ZM200 254L202 255V256H200ZM200 257H199V256ZM199 257V258H198ZM260 257V258H259ZM2 259V258H1ZM217 259V260H216ZM262 259V260H261ZM3 261V262H2ZM196 261H194V263L196 262ZM205 261V262H204ZM220 261V262H219ZM248 261L247 262H245L246 264H249L248 263ZM223 262V263H222ZM238 262V263H237ZM253 262H250L251 264H254Z\"/></svg>","mask_w":264,"mask_h":264}]
</instances>
